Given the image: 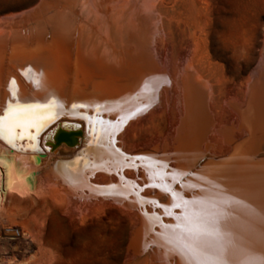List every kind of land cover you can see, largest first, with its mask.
Returning <instances> with one entry per match:
<instances>
[{"label": "bare ground", "instance_id": "1", "mask_svg": "<svg viewBox=\"0 0 264 264\" xmlns=\"http://www.w3.org/2000/svg\"><path fill=\"white\" fill-rule=\"evenodd\" d=\"M150 1L40 0L19 18L0 17V117L9 105L47 106L9 117L6 125L19 120V126L11 136L0 133V210L11 193L54 191L79 210L103 204L131 213L129 252L144 255L145 264H197L218 256L228 264H260L264 70L252 75L242 101L230 97L237 123L219 121L211 113L212 87L191 67L168 76L153 51L157 17ZM172 92L180 108L170 138L131 141L127 132L134 137L137 122ZM66 101L69 114L82 110V118L52 124ZM63 131L73 132L71 143L55 142ZM248 132L249 140L238 143ZM116 148L139 153L142 166L119 172L115 162L123 157ZM113 167L116 175L104 171ZM122 175L131 184H123ZM203 232L209 234L198 235ZM189 246L205 255L193 256Z\"/></svg>", "mask_w": 264, "mask_h": 264}, {"label": "rangeland", "instance_id": "2", "mask_svg": "<svg viewBox=\"0 0 264 264\" xmlns=\"http://www.w3.org/2000/svg\"><path fill=\"white\" fill-rule=\"evenodd\" d=\"M39 1L0 0V17L19 18ZM150 3L157 12L151 47L167 66L168 76L191 67L214 90L213 116L237 121L230 97L242 101L251 77L264 70V0ZM172 93L163 106L137 122L134 137L127 132L131 141L170 138L167 131L180 108ZM61 148L68 153L66 145ZM143 150L147 149H135ZM49 192L10 194L7 209L0 210V264H145L144 255L133 257L129 252L131 213L103 204L79 210L65 196Z\"/></svg>", "mask_w": 264, "mask_h": 264}, {"label": "water", "instance_id": "3", "mask_svg": "<svg viewBox=\"0 0 264 264\" xmlns=\"http://www.w3.org/2000/svg\"><path fill=\"white\" fill-rule=\"evenodd\" d=\"M0 62H2V59H0ZM101 81H102V79H100ZM73 83V81H69V84L71 85ZM248 99V98H247ZM70 105H71V103H70V101H66L64 104H61L60 105V107L59 108H61L62 109V113H56V118L54 119V121L52 122V124L54 123V122H56L58 119H61V118H63V117H77V118H79V117H81L82 118V114H84V111H78V112H76V113H74L75 115H70L69 114V110L71 109L70 108ZM247 106V104H245L244 105V107H246ZM78 107H80V108H82L83 107V105H80V106H78ZM97 110L99 111V109L97 108ZM100 110H101V107H100ZM94 112V109H93V111H92V113ZM91 113V114H92ZM114 121V120H113ZM51 124V123H50ZM49 124V125H50ZM113 124L115 125V122H113ZM113 125V126H114ZM48 127V126H47ZM46 127V128H47ZM111 127H112V125H111ZM45 128V129H46ZM44 129V130H45ZM43 130V131H44ZM113 131H112V129H110V127H109V129H108V134H109V136H110V143L112 144V141H113V133H112ZM72 136H73V132H71V131H69V132H61L57 137H55V142L57 143V142H60V141H66L67 143H71L72 142ZM249 132L244 136V137H242L241 139H239V141H238V143H240V144H244L245 142H247L248 140H249ZM113 146H115V145H113ZM116 150H117V152H118V154H120L122 157H123V159H118L116 162H115V164H116V168H117V170L120 172L121 170H122V167H134V166H142V164H143V161L145 160V159H139V157L140 156H138V154L139 153H135V154H129V153H126V152H124V151H122V150H119V149H117L116 148ZM42 155V152L41 151H39V153H38V155L36 156V160H38L39 159V156H41ZM230 154H228L227 156H229ZM227 156H225V157H227ZM96 168V167H95ZM104 171H110L112 174H114V175H116L117 173L115 172V170H114V167L113 168H110V169H106V170H104ZM122 172V171H121ZM122 178V180H123V184L125 183V182H127V181H129V183L131 184V182H130V178H128V177H125V176H121ZM133 189H131L134 193H136V191H135V188L137 187V185L136 184H134L133 185ZM133 192H130L131 194L133 193ZM133 195V194H132Z\"/></svg>", "mask_w": 264, "mask_h": 264}, {"label": "snow or ice", "instance_id": "4", "mask_svg": "<svg viewBox=\"0 0 264 264\" xmlns=\"http://www.w3.org/2000/svg\"><path fill=\"white\" fill-rule=\"evenodd\" d=\"M47 106L42 105H17L16 107H13L12 105L8 106V114L5 117H0V133H3L5 130L9 133V135H12L13 127H18L20 124V121L17 120V122L13 124L6 125V120H8L9 117L13 118H19L22 116H26L30 113H32L34 110L43 108ZM209 233L203 232L199 233L198 235H208ZM190 252L193 254V256H203L205 255L204 251L199 248H194L189 246ZM197 264H228V261L223 259L221 256H218L217 258L209 261V260H197ZM260 264H264V259H261Z\"/></svg>", "mask_w": 264, "mask_h": 264}]
</instances>
